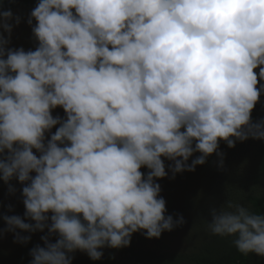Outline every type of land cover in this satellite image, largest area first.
Segmentation results:
<instances>
[{"label": "clouds", "instance_id": "9594fccd", "mask_svg": "<svg viewBox=\"0 0 264 264\" xmlns=\"http://www.w3.org/2000/svg\"><path fill=\"white\" fill-rule=\"evenodd\" d=\"M13 19L0 11V180L10 194L13 179L24 185V219L3 217L14 242L47 228L31 264H71L77 251L99 261L138 232L160 239L184 224L165 216L162 158L174 179L213 154L222 169L220 142L264 141L251 119L264 0H39L27 52L8 47ZM210 216L213 236L264 257V216L233 203Z\"/></svg>", "mask_w": 264, "mask_h": 264}, {"label": "rangeland", "instance_id": "374dc122", "mask_svg": "<svg viewBox=\"0 0 264 264\" xmlns=\"http://www.w3.org/2000/svg\"><path fill=\"white\" fill-rule=\"evenodd\" d=\"M18 34H21L20 32ZM20 46L21 43H14ZM258 76L259 69L255 70ZM53 117H60L61 120L66 119L65 113L62 109L54 110L52 112ZM55 128L51 130V133L46 134V139L50 138L51 134H54ZM253 140L249 139L244 145V150L237 153L233 157L230 155V149L224 142L219 143L218 151L223 153V168H219L220 159L216 154L209 157L206 163L202 166H197L194 172H183L177 174L175 178H172V173L168 171L171 166V162L163 160L165 164V170L167 173L166 178H172L171 182L174 185L173 193L169 197L165 194L167 190L160 186L161 192L160 197L164 199L166 205L165 216H172L173 221L176 222L180 217H183L184 224L179 227H175L172 232H164L161 238L156 240H147L141 233H135L131 237L130 248H133V253L146 256L145 251L153 249L157 252H171L178 253L180 255H187L190 253H198L202 250L205 244L210 240L211 233L208 230L207 225L211 223L210 210L215 208L219 210L221 207L226 206L228 203L240 204L241 206L248 207L244 202L245 195H262L264 193V181L260 182L262 185H255L252 183L253 180V170H254V146ZM35 155L39 156L38 153ZM200 154L194 153V155L189 159L188 164L190 165L192 160L196 159ZM209 167L217 169L216 177L217 180L219 176L222 177L221 182H226L227 184L235 185L233 193L222 192L221 190L217 192L216 198L210 200L209 205L201 210L203 206V200L198 199L193 202L197 205V209L191 214L188 211L187 200H185V195L191 198L201 196L202 194L209 192L208 184L214 183L217 180L214 179L215 175L209 170ZM226 172V173H225ZM31 175H35L34 173ZM14 182V183H13ZM16 179L10 183L11 187L14 188V193L10 194L8 191L9 185L0 182V262L2 259H6L11 255L13 249L21 245V243H15V236L12 233L6 231L7 225L4 223L3 217L6 216H19L22 220L24 219V205L22 197V187ZM157 183V180L155 181ZM212 187V184H211ZM214 187H212L213 189ZM204 190L206 192H204ZM206 197V196H205ZM206 201V200H205ZM184 203H186L184 205ZM207 204V203H204ZM11 208V211H9ZM188 211V213H186ZM51 214L49 213V217ZM26 223H32L31 221H25ZM50 223V221H49ZM17 234L21 237H29V241L39 247H44L43 240L41 237L48 236L47 228L44 232L35 233H24L17 230ZM212 235V234H211ZM58 239L57 235L49 237L50 243H55ZM151 247V248H150ZM103 254L109 251V248H104L100 250ZM85 253L79 251L70 254L72 259L78 256L81 257ZM184 264V262L182 263Z\"/></svg>", "mask_w": 264, "mask_h": 264}, {"label": "trees", "instance_id": "16d2710c", "mask_svg": "<svg viewBox=\"0 0 264 264\" xmlns=\"http://www.w3.org/2000/svg\"><path fill=\"white\" fill-rule=\"evenodd\" d=\"M38 2L39 0H0V11H11L13 18L18 17L20 20L19 25L15 24V19L10 21L13 31L11 33V42L8 45L9 48H23L27 52L34 51L37 47V42L32 36L31 27H29L27 21L30 18L31 11L36 7ZM33 26H35V21H33ZM19 32L21 34H18ZM4 35L5 38H7V34ZM14 43L21 44L17 46ZM262 84H264V81L258 80V87ZM55 110H60V108ZM251 119L254 123L264 120V93H261L259 101L253 109ZM245 143L246 141L243 143L237 141L235 147L230 149V155L233 157L244 150ZM254 143L255 165L252 183L260 186L262 185L260 182L264 181V141H254ZM209 170L215 175L214 179L217 180V169L209 167ZM141 171L146 175L148 170L141 169ZM225 176H219V179ZM219 179L211 183L212 187H214L213 189L209 183V192L204 190L206 193L201 196L189 200V196L185 195L184 198L187 200L186 203L190 206V208L188 207V211H191V214L197 209V205L193 204V202L198 199L203 200L202 210L204 206L205 208L212 206V204L209 205L212 203L210 200L216 198L217 192L220 190L226 193L229 191L233 193L235 185L227 184L226 182L222 183ZM171 180L172 178L157 180V184L163 186V188L167 190L165 193L167 197L173 193L172 190L174 185L170 183ZM0 182L3 181L0 180ZM18 183L19 182H15V184ZM186 203H184V205ZM243 203L248 206L247 208L252 213L264 216V193L257 196L245 195ZM188 211H186V213H188ZM208 237H210V240L198 253L180 255L178 253L157 252L153 249H149L145 251L146 256L144 257L137 252L134 254L132 251L133 248L128 247L120 250L109 249L107 253L102 255L99 261L91 260L85 253L79 258L77 256L75 259H72L71 264H182L183 262L184 264H264V257H258L255 254H249L247 256L240 254L233 246L232 238H220L211 234L208 235ZM34 247H36V245L32 244L30 241L27 244H21L13 249L10 256L6 259H2L0 264H31L32 257L30 256V251Z\"/></svg>", "mask_w": 264, "mask_h": 264}]
</instances>
